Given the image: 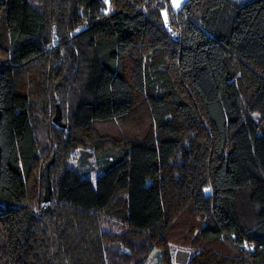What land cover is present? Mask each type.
<instances>
[{
  "label": "trees",
  "instance_id": "16d2710c",
  "mask_svg": "<svg viewBox=\"0 0 264 264\" xmlns=\"http://www.w3.org/2000/svg\"><path fill=\"white\" fill-rule=\"evenodd\" d=\"M169 4L0 0V264H264V0Z\"/></svg>",
  "mask_w": 264,
  "mask_h": 264
},
{
  "label": "rangeland",
  "instance_id": "374dc122",
  "mask_svg": "<svg viewBox=\"0 0 264 264\" xmlns=\"http://www.w3.org/2000/svg\"><path fill=\"white\" fill-rule=\"evenodd\" d=\"M185 1L186 0H170L169 7L171 8V10L177 11L182 7ZM162 13H163L164 18L167 20L169 17V8H164ZM44 92L46 96L50 95L49 91H44ZM42 98H44L45 100L47 99L44 95H42ZM44 104H46V102H44ZM48 105H46V107H48V110H46L45 116H42L43 117L42 120L45 121L48 119V124H49L50 120L52 119L54 120L56 111L54 109L55 107H50L51 105L50 106ZM61 114H62V111H61ZM43 124L45 125L47 124V122L46 123L44 122ZM47 139L48 138L45 137V140ZM45 165L43 166V168L45 167ZM32 179L37 184L36 189H34L33 192L40 194V187H41L40 183L35 178H32ZM206 191H209V190H206ZM44 207L45 208L47 207L46 203L43 204L42 208ZM103 224H104V228L109 231H114L116 233H119L122 231L121 225L115 221L105 220ZM183 227H184V223L177 224L171 229V232L169 234V239L172 240V242L170 241L169 243V248L171 252V260H172L171 264H189L192 256L196 252V249L194 248V246L179 244L181 243L180 240L182 238V233H180V231L181 229H183ZM164 253L165 251H163L161 248H154L151 251L149 257L147 258L145 264H164L163 262Z\"/></svg>",
  "mask_w": 264,
  "mask_h": 264
},
{
  "label": "water",
  "instance_id": "95a60500",
  "mask_svg": "<svg viewBox=\"0 0 264 264\" xmlns=\"http://www.w3.org/2000/svg\"><path fill=\"white\" fill-rule=\"evenodd\" d=\"M229 74L231 78L235 76V70L231 62V59H229ZM54 122L58 125H61V126L63 125L62 114H61L60 109H57L56 115L54 117ZM53 162H54V158H52L50 161L46 163L44 170H43V175H44V180H45V195H44L45 202H48L51 199L52 186H51V179H50V167L53 164Z\"/></svg>",
  "mask_w": 264,
  "mask_h": 264
},
{
  "label": "built area",
  "instance_id": "2783aa9c",
  "mask_svg": "<svg viewBox=\"0 0 264 264\" xmlns=\"http://www.w3.org/2000/svg\"><path fill=\"white\" fill-rule=\"evenodd\" d=\"M173 39H178L180 37V33L176 30L172 25L167 27Z\"/></svg>",
  "mask_w": 264,
  "mask_h": 264
}]
</instances>
